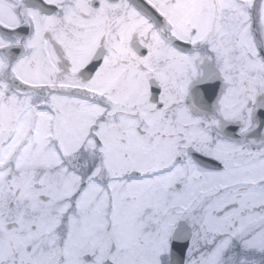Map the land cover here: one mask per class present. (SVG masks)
<instances>
[{
    "label": "flooded vegetation",
    "instance_id": "obj_1",
    "mask_svg": "<svg viewBox=\"0 0 264 264\" xmlns=\"http://www.w3.org/2000/svg\"><path fill=\"white\" fill-rule=\"evenodd\" d=\"M81 101L93 105L88 141L96 156L80 145V186L54 224V243L40 234L0 264H79L82 248L88 264H122L94 243L97 233L87 245L69 237L91 182L93 206L109 198L106 221L121 199L126 220L142 229L167 224L178 193L193 194L166 239L140 238L149 246L140 256L170 264L189 234L185 264H211L225 245L215 262L254 255L240 235L264 228V219L251 221L264 217V173H250L264 166V0H0V179L14 173L36 118L62 116L69 105L80 113ZM113 133L120 135L112 149ZM255 190L261 194H248ZM219 197L222 228L192 220ZM257 259L264 264L263 250Z\"/></svg>",
    "mask_w": 264,
    "mask_h": 264
},
{
    "label": "rangeland",
    "instance_id": "obj_2",
    "mask_svg": "<svg viewBox=\"0 0 264 264\" xmlns=\"http://www.w3.org/2000/svg\"><path fill=\"white\" fill-rule=\"evenodd\" d=\"M196 2L202 4L203 0H196ZM193 24L197 26V23L193 22ZM185 29L190 30L188 27ZM81 102L80 113H74L75 109H72L69 105L62 116L50 115L44 118H36L34 132L27 147L21 150V154L16 160L13 167L14 173L4 175L0 179V259L11 257L14 254L12 253L13 248L21 243L25 245L34 244L40 234L48 233V236L51 237L47 243H54V224L59 219H64L66 209L70 204L69 198L76 193L80 186V174L75 169L76 165L74 163V161L76 162L75 158L79 157L80 145L84 144L83 147L89 150L91 157L96 156L95 154L92 155L96 145L91 140V142L88 141L90 139L88 136L93 130L91 126L95 124L92 113L93 105L90 101ZM116 135L120 134L113 133L111 140L107 138L108 146L111 145L112 149L117 145ZM55 137L59 138L62 149H59L55 143ZM109 154V162L113 163L115 156L112 150ZM118 157L116 156V158ZM121 157H123L122 152ZM71 160L73 161L69 164ZM151 161L150 158H146L142 164H148ZM119 167L114 166L113 169L120 170ZM181 167L180 165L179 168L181 169ZM262 167L264 169V166H261V169L257 167L250 169L252 176L262 175L264 173ZM180 169L179 172H181ZM90 184L91 186L87 192L80 198L78 208L74 211L73 218L70 220L72 222L79 221V229L74 230L75 234L72 233L73 230H70L69 237L74 241L79 240V243L83 240L84 244L87 245L88 240L91 239V233H97V236L93 238L94 243H98L103 252L108 250L109 255H116L119 258L118 263L167 264V262L160 261L158 258L152 259L150 256H140L143 250L149 246L140 244L139 240L140 238H158L159 241L166 239L169 236L171 227L174 225V221L182 215L181 213L193 194L178 193L175 201L179 203V208L176 210V214L165 215L168 219H164V222L167 224L163 223L158 228L142 229L136 227L133 222L126 220L130 213H126L121 199H117L115 217L112 216L111 220L106 221L105 214H103L104 209L102 208L106 202L109 206V198H104V201L100 200L97 205L93 206L92 201L97 195V184L92 182ZM193 189L198 190V182L194 183ZM248 194L257 196L261 193L259 190H255ZM140 195L146 198L144 194L140 193ZM143 198H139V200L142 201ZM224 200L225 197H219L214 199L210 209L203 212H193L192 220L211 222L222 228L221 224L226 221V218L218 213L223 208ZM51 208H55L57 211L52 212ZM257 217L251 219V221L257 222L264 219L262 216ZM44 223H49L46 228H44ZM10 224H14V227H11ZM35 224H38L37 230L32 229ZM82 224L85 225L86 230L80 229ZM163 228H166V232L163 235L158 234ZM242 231L243 233L240 236L243 247L264 251V228L243 229ZM103 238L106 239L108 245L103 244ZM41 239H44V237H41ZM218 248L219 250L212 254L211 264H260L254 259L245 257L237 263L232 261L233 257L231 258V256L228 259L224 258L215 262L217 255L228 253L227 245L222 249L220 246ZM82 249H79V264H88L83 260V255L88 249Z\"/></svg>",
    "mask_w": 264,
    "mask_h": 264
},
{
    "label": "water",
    "instance_id": "obj_3",
    "mask_svg": "<svg viewBox=\"0 0 264 264\" xmlns=\"http://www.w3.org/2000/svg\"><path fill=\"white\" fill-rule=\"evenodd\" d=\"M200 82H201V84L202 83H205V77H203ZM190 237H191V235L189 234L184 239L185 249H184L183 252H181L179 254L176 250H173V252H172V260H171L170 264H184V260H185V250H186V248L188 246ZM180 238H181V236L180 235H177L175 237V241H177ZM175 245H177V244H175ZM180 246H182V245H180Z\"/></svg>",
    "mask_w": 264,
    "mask_h": 264
},
{
    "label": "trees",
    "instance_id": "obj_4",
    "mask_svg": "<svg viewBox=\"0 0 264 264\" xmlns=\"http://www.w3.org/2000/svg\"><path fill=\"white\" fill-rule=\"evenodd\" d=\"M251 252L252 253H254L255 252V250H251ZM257 254H258V252H256ZM257 254H255L253 257H258V255Z\"/></svg>",
    "mask_w": 264,
    "mask_h": 264
}]
</instances>
